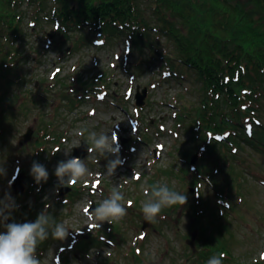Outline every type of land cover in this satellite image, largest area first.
Segmentation results:
<instances>
[{"label": "rangeland", "instance_id": "1", "mask_svg": "<svg viewBox=\"0 0 264 264\" xmlns=\"http://www.w3.org/2000/svg\"><path fill=\"white\" fill-rule=\"evenodd\" d=\"M39 8L36 2L30 7L40 21L32 27L38 19L26 7L19 40L0 38L2 53L12 52L10 43L15 47L11 66H0V166L6 170L0 199L5 193L15 199L16 222L35 221L46 203L58 222H67L65 240L49 238L38 248L42 264H207L218 252L222 264H264V149L239 135L249 131V121L238 129L224 124L214 138L219 132L204 123L219 121L220 112L211 117L214 108L205 107L210 96L202 69L177 62L166 38L155 42L158 50L139 49L127 37L96 44L87 28L58 33ZM1 23L7 31V22ZM144 90L138 106L136 95ZM259 103L264 108V96ZM219 106L223 112L235 107ZM251 123L254 130L259 125ZM28 129L33 134L26 140ZM92 131L115 132L125 163L108 176L107 159L86 160L92 175L72 186L75 195H60L71 187H58L55 168L74 157L75 148L89 147ZM83 153L87 159L88 151ZM34 161L48 170L46 183L37 185L30 174ZM22 173L26 190L14 195L9 183ZM155 183H167L188 199L148 223L141 185ZM113 188L124 194L127 215L99 226L88 210ZM207 237L218 246L211 245L210 253Z\"/></svg>", "mask_w": 264, "mask_h": 264}, {"label": "trees", "instance_id": "2", "mask_svg": "<svg viewBox=\"0 0 264 264\" xmlns=\"http://www.w3.org/2000/svg\"><path fill=\"white\" fill-rule=\"evenodd\" d=\"M49 1L53 5L48 6ZM35 2L58 33L87 28L96 44L127 37L131 44L136 40L139 49L151 46L150 50H158L155 42L166 38L177 62L202 69L200 76H204L210 96L205 107L214 108L211 117L220 112L219 121L208 118L204 126L219 132L224 124L238 129L239 124L252 119L259 124L252 138L245 132L239 135L251 146L264 149V124L259 118L264 111L259 103L264 96V0H0V38L20 39V20L26 7L28 12ZM37 19L30 26H37ZM1 22H7V31ZM10 49H15L12 43ZM12 52L2 53L0 46L4 69L11 66L8 56ZM219 101L231 110L235 107L223 112ZM209 238L205 245L208 253L218 248L215 239Z\"/></svg>", "mask_w": 264, "mask_h": 264}, {"label": "clouds", "instance_id": "3", "mask_svg": "<svg viewBox=\"0 0 264 264\" xmlns=\"http://www.w3.org/2000/svg\"><path fill=\"white\" fill-rule=\"evenodd\" d=\"M82 134V133H81ZM89 145L87 159L71 157L67 160H61L55 168V176L58 179V187H72L76 182L85 176H91L86 160L92 163H98V157L107 159L105 174L114 176L118 167L123 166L125 160L121 158V148L118 144V137L115 132L111 135L101 132L97 134L92 131L86 141ZM52 152L51 155H55ZM65 155H69L65 152ZM114 157L108 159V157ZM30 174L37 185L46 183L49 179V172L46 167L34 161ZM6 175V170L0 166V176ZM11 187V182L9 183ZM145 199L142 202L141 211L145 221L155 223L165 208L174 205H185L187 195H184L167 183H155L149 187L141 185ZM39 190V189H38ZM47 199V198H46ZM130 206V202H128ZM51 204L46 203L44 209L37 215L35 221L16 222L13 213L19 208L15 199L10 193H5L0 199V264H42L38 255V248L49 238L63 241L69 236L67 222H58L49 212ZM87 213V209H85ZM89 215V219L98 222L99 226L107 222L122 220L127 215V207L124 194L117 188H113L107 198L100 201L94 211ZM12 221L9 223V221ZM87 259L92 260L91 252ZM224 254L211 257L207 264H222Z\"/></svg>", "mask_w": 264, "mask_h": 264}, {"label": "water", "instance_id": "4", "mask_svg": "<svg viewBox=\"0 0 264 264\" xmlns=\"http://www.w3.org/2000/svg\"><path fill=\"white\" fill-rule=\"evenodd\" d=\"M146 93H147V90H144V95L142 96L140 93H138L136 95V98H137V105L138 106H142L144 104V97L146 96ZM33 134V131L31 129H28L27 133L24 135V138L26 140H29L31 139V136ZM88 146L86 145H82L81 147H78V148H75L74 149V156L75 157H79V158H84L86 156V153H83V150H87ZM197 158L195 157L193 159V162H195ZM24 173L20 174L18 176V178H15L14 181L12 182V193L14 195H21L25 192L26 190V181H25V178H24ZM71 189L70 188H62L60 190V195H64L68 192H70ZM94 207H92L90 209V212L94 211ZM12 221L10 220L9 223H11ZM192 243V242H191Z\"/></svg>", "mask_w": 264, "mask_h": 264}]
</instances>
